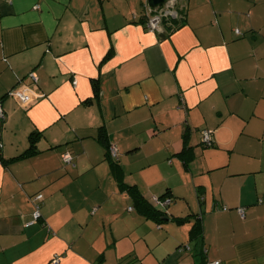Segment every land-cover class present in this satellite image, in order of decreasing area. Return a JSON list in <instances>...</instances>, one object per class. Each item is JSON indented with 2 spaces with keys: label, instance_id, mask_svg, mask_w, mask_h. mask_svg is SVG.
Instances as JSON below:
<instances>
[{
  "label": "crops",
  "instance_id": "crops-1",
  "mask_svg": "<svg viewBox=\"0 0 264 264\" xmlns=\"http://www.w3.org/2000/svg\"><path fill=\"white\" fill-rule=\"evenodd\" d=\"M177 1L0 0V264H264V0Z\"/></svg>",
  "mask_w": 264,
  "mask_h": 264
},
{
  "label": "trees",
  "instance_id": "trees-1",
  "mask_svg": "<svg viewBox=\"0 0 264 264\" xmlns=\"http://www.w3.org/2000/svg\"><path fill=\"white\" fill-rule=\"evenodd\" d=\"M5 116H6V114H5ZM97 138L106 147V159L112 165L118 166L117 163H118L119 160L115 161L110 155V147L112 145L109 144V142L107 140L106 133L101 130ZM184 141L185 142L187 141V135H184ZM188 151L189 150H188V148L186 146L184 148V150L180 154L183 155V156L187 155ZM0 163H2V161H0ZM121 186L123 187V190L128 193V195H130L132 198L135 199V201L138 204V207L140 208V210L142 212H144V215L155 219L157 221V223L159 224V227H160V224L162 222V220L160 219V216H162V215H163L162 216L163 219H166L168 217L170 219V221H172V222L174 221V219H172V218H170L168 216V207L173 202V199L170 198V196L165 197L166 196L165 195L164 197H157V199H153L152 198L151 200L150 199H146L145 200L144 197H142V195L140 194V192L136 188H134L133 186L127 185L124 182L121 184ZM40 195L43 196V199L41 201H39V202H36V198L38 196H40ZM44 197H45L44 194L39 193V194H37V195H35L34 197L31 198L32 203L34 205V212L32 214V217L34 218V220H35L34 214H35V211H36V206L39 207L40 213H41V206H42V202L44 201ZM156 200H158V202H160V204H158V202ZM163 203H165V205H163ZM223 210H224V208H223ZM226 211H228V210H226ZM40 219H42V215H40V217L37 219V221L40 220ZM182 219L188 220L189 218L186 217V218H182ZM182 219H180V222L183 221ZM177 222H179V221L177 220ZM193 225L194 226H192V229H191L190 233H191L192 238L196 239V238L199 237V232L201 231L199 217L197 218V220L194 222ZM182 247L179 248V251H181V252L183 250H190V246H184L183 248Z\"/></svg>",
  "mask_w": 264,
  "mask_h": 264
},
{
  "label": "built area",
  "instance_id": "built-area-1",
  "mask_svg": "<svg viewBox=\"0 0 264 264\" xmlns=\"http://www.w3.org/2000/svg\"><path fill=\"white\" fill-rule=\"evenodd\" d=\"M181 4L178 3L177 0H169L168 2L164 3L162 6L159 7H152L150 4H147L144 8L145 10V17L147 21L148 29L151 33H161L165 32L166 25L170 24L172 25L174 20H177L180 17V13L182 12V8L180 6ZM25 100L28 101L29 98L25 96ZM0 119H5V111L3 109V106L0 103ZM201 142L206 147L213 146V132L209 130H203L202 131V137ZM110 155L111 157L117 161L119 160V151L117 147L111 146L110 147ZM70 161H72V157L70 158ZM43 199V196L40 195L36 198V202H39ZM158 202V200H156ZM160 204V202H158ZM165 205V203H163ZM228 210L227 208H224V211ZM239 214L242 216V218L245 217V210L243 208H238L237 210ZM40 209L38 206H36V211L34 214L35 220H37L40 217ZM221 261H215V262H209L208 264H221Z\"/></svg>",
  "mask_w": 264,
  "mask_h": 264
},
{
  "label": "water",
  "instance_id": "water-1",
  "mask_svg": "<svg viewBox=\"0 0 264 264\" xmlns=\"http://www.w3.org/2000/svg\"><path fill=\"white\" fill-rule=\"evenodd\" d=\"M150 5L154 8L162 6L164 3L168 2L169 0H148Z\"/></svg>",
  "mask_w": 264,
  "mask_h": 264
},
{
  "label": "rangeland",
  "instance_id": "rangeland-1",
  "mask_svg": "<svg viewBox=\"0 0 264 264\" xmlns=\"http://www.w3.org/2000/svg\"><path fill=\"white\" fill-rule=\"evenodd\" d=\"M22 102L26 103V102H28V101H26V100H25V97H23V98H22ZM148 178H151V176L149 175ZM128 209H129V211H134V207H129ZM193 211H194V210H193ZM191 212H192V211H191ZM190 217H191V216H190ZM190 217H189V219H191ZM187 223H188V222H183V223H181V224H180V227H184L185 225H187Z\"/></svg>",
  "mask_w": 264,
  "mask_h": 264
}]
</instances>
